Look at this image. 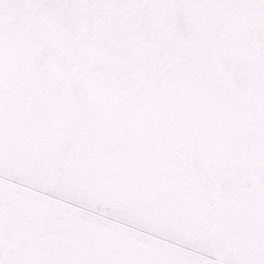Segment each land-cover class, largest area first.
<instances>
[{
	"label": "snow or ice",
	"instance_id": "1",
	"mask_svg": "<svg viewBox=\"0 0 264 264\" xmlns=\"http://www.w3.org/2000/svg\"><path fill=\"white\" fill-rule=\"evenodd\" d=\"M0 264H264V0H0Z\"/></svg>",
	"mask_w": 264,
	"mask_h": 264
}]
</instances>
